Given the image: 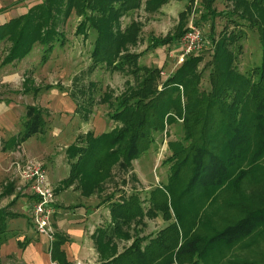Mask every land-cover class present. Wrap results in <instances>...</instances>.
<instances>
[{
	"label": "trees",
	"instance_id": "1",
	"mask_svg": "<svg viewBox=\"0 0 264 264\" xmlns=\"http://www.w3.org/2000/svg\"><path fill=\"white\" fill-rule=\"evenodd\" d=\"M169 1L146 0L145 9L152 12ZM213 1L204 0L202 19L219 15L212 8ZM231 1L245 10L264 4V0H252L249 4L246 0ZM140 6L141 0H41L25 14L0 25V43L11 44L1 64L21 60L36 43L45 47L42 58L45 62L54 42L62 40L58 24H63L74 13L81 17L76 35H85L87 30L96 34L91 51L92 64L87 73H92L100 64H105L110 72L120 73L126 72L122 67L124 63L134 66L130 74L135 84L114 98L110 119L119 126L99 136L88 132L85 145H71L66 149L70 161L66 183L76 182L81 193L87 196L98 192L112 179V174L107 175L109 166L124 173L130 171L131 163L153 142L152 133L164 131L165 125L176 119L181 121L183 142L189 145H180L179 152L172 155L170 160L181 159L171 166L167 185L153 189L149 196L163 219L171 222L154 238H147L143 246L146 239L135 238L107 264H171L174 260L177 264H255L236 263L227 256L239 242L255 232L264 231V206L248 208L237 204L242 217L222 229H217L206 213L219 193L237 195L245 179L256 172L264 159V21L253 16L246 19L247 26L258 29L262 48L260 66L246 75L232 68L235 55L229 47L238 37L232 32H221L209 64L210 89L204 94L199 91L201 72H196L199 57L185 58L158 87L162 80L158 67H136L140 54L121 55L126 44L137 43L141 26L130 23L121 31L117 21L126 11ZM3 12L5 10L0 9V14ZM236 13L233 10L231 16ZM185 18L186 12L181 13L174 32L160 38L150 36L147 49L178 44L187 30ZM78 92L81 94V90ZM68 96L76 106V113L86 122L93 106L92 97L80 103L75 91ZM102 102L109 100L102 99ZM44 125L43 110L26 106L21 132L11 137L4 149L7 145L9 148L20 146L40 134ZM169 148L173 151L174 145L170 143ZM13 190L10 184L3 195L10 196ZM17 197L18 194L12 201ZM139 202L137 195L131 194L121 203H112L111 223L102 237L106 244L114 237L119 238L124 226L135 224L144 215ZM19 217L22 214L10 212L7 207L0 209V246L13 236L8 221ZM29 242L24 238L18 242L19 248H25ZM63 242L54 236L49 249L52 260L59 261Z\"/></svg>",
	"mask_w": 264,
	"mask_h": 264
},
{
	"label": "rangeland",
	"instance_id": "2",
	"mask_svg": "<svg viewBox=\"0 0 264 264\" xmlns=\"http://www.w3.org/2000/svg\"><path fill=\"white\" fill-rule=\"evenodd\" d=\"M145 1L141 0L140 8L126 11L119 18V22L117 21V26L121 31L125 30L130 23H138L141 26L137 43L133 46L126 44L122 48L121 55L127 52L140 54L136 67H158L162 75L158 87L182 63L177 62L179 51L176 50V46L166 45L157 49H147L148 38L150 36L160 38L174 32L180 14L184 12H186V28L192 20L193 24L200 27L206 40L203 51L193 56L201 59L196 66V72H201L202 75L199 85L200 92L207 94L210 89L208 75L211 65L209 64L212 61L216 40L223 31L232 32L238 37L229 47L235 55V60L232 63L234 71L246 75L260 66L262 48L259 31L247 26L246 19L256 17L264 21V4L261 7L254 5L253 8L245 10L244 7L237 6L231 0H214L212 8L219 15L204 20L201 18L205 12L204 0H170L152 12L145 9ZM246 1L249 4L252 0ZM40 2L41 0H0V8L5 10L0 17V23L19 17ZM188 6L190 10L186 11ZM233 10L237 13L231 16ZM240 17L244 19H240ZM80 21L81 17L71 13L63 24H58L57 29L61 33L62 40L60 43L54 42V48L45 62L42 60L45 47L36 43L26 57L2 65V59L11 44L0 43V74L2 76H0V81L1 78H4L5 82L0 90V99H15L14 113L17 112L18 116H16L17 121H14V130L18 129L20 132L22 129L26 105L31 104L43 109L45 123L43 131L26 141L27 148L34 155H39L37 157H44V159L46 157L48 160L50 156L51 159L53 157H55L54 159L63 158L65 146L86 144V133L90 132L93 136H99L119 126V123L110 119L114 108V98L122 94L128 86L135 84L134 76L130 74L131 67L134 66L128 63H124L122 66L125 67V73L110 72L105 68V64H100L92 73H87V69L92 64L91 51L96 34L87 30L85 35H76L75 30ZM117 61L119 60L117 59ZM16 73L19 75L17 76ZM253 77L256 78L255 75ZM23 81L33 88L43 89L48 85L53 87L49 86L51 90H41L36 97L31 93L27 97L14 95L11 88H21ZM78 90H81V94ZM72 91L76 92L80 103H83L82 101L88 96L93 99L91 113L86 122L82 120L80 114L76 113V106L68 96ZM42 95L45 96L40 101ZM52 97H56V100H52L54 99ZM66 97L68 98L63 99ZM102 99L109 100V102H102ZM180 101L181 103L184 101L182 95ZM3 127L10 129L9 122L5 123ZM11 132H3L4 138L0 139L5 141L10 138ZM152 135L153 142L147 151L131 163V170L124 173L118 168L113 170L109 166L107 175L112 174V179L105 182L99 189V198L105 199L111 205L114 202L121 203L127 200L131 194L137 195L144 215L139 217L135 224L124 226L123 232L118 235L119 239L125 241L128 238L131 241L135 238L142 241L146 239L142 246L147 243V238H154L171 222V220L163 219L161 212L150 202L149 196L153 189H162L167 185L171 166L181 159V157H177L170 160L172 155L179 152L180 145L185 147L189 145V142H183L184 131L181 121L178 119L165 125L164 131L154 132ZM170 143L174 145L173 151L172 147L169 148ZM1 148L2 144H0V150ZM19 155L21 156L19 157ZM26 159L20 146L13 148L11 152H0V193L2 194L0 209L7 207L10 212L23 213L24 208L30 205L31 197L24 194V192L28 193L27 187L22 186L15 176L14 170L15 163ZM10 184L14 187L13 193H18V197L14 201H12V197L3 195ZM239 191L237 195H233L232 192H221L211 204L206 216L217 229H222L242 217L239 215L237 204L248 208L264 206V159L260 162L256 172L248 175ZM113 199H115L114 202ZM20 218H16L18 221L17 223L14 221L13 224L26 225L25 229L35 235L32 224L26 223ZM10 231L14 232V230ZM122 247L125 245H121L119 249L121 250ZM227 257L229 260L237 261L236 263L246 261L264 264V231L255 232L249 238L239 242ZM172 263L177 264L175 260Z\"/></svg>",
	"mask_w": 264,
	"mask_h": 264
},
{
	"label": "crops",
	"instance_id": "3",
	"mask_svg": "<svg viewBox=\"0 0 264 264\" xmlns=\"http://www.w3.org/2000/svg\"><path fill=\"white\" fill-rule=\"evenodd\" d=\"M3 13L0 14V17ZM191 22L192 20L187 26ZM4 23L6 22H2L0 25ZM175 46L177 47L176 50L179 51L178 44ZM16 75L18 76L19 74L16 73ZM3 79L4 78H1L0 81V90H2L1 88L5 84ZM49 86L53 87L52 85H48V87ZM29 87L30 85H27V83L23 81L21 88L13 87L11 89L14 95H24L25 97L30 93L36 97L41 90H48L46 89L48 87H44L43 89L33 88L32 86ZM34 89H36V91ZM58 90H60V88H58ZM43 96L45 95L40 96V101H42ZM52 98H54L52 100H56V97ZM67 98L68 97L63 99ZM14 101L15 99H0V138H4L3 132L12 131L10 133L11 137L19 134L18 129L14 130V121H17L16 116H18L16 115L17 112L14 113L16 109ZM26 106L34 105L30 104ZM7 122H9L10 129L3 127ZM10 138L5 141L0 139V144H2L0 152H11L13 150V147L9 148V145L4 149V144ZM26 141L20 144V147L24 151V155L27 159H35L42 163L46 171L48 182L54 192L55 212L52 217L54 228L53 238L54 236L59 237L61 240H64V242L59 248L61 253V256L58 257L59 261L52 260L49 252L51 246L49 239L43 235H38L35 230V235L29 233V231L25 229L26 225H14V221L17 223L18 219L9 220L8 229L14 230V232L13 236L8 238L7 241L0 246V264H107L112 256L121 253L124 250L123 248L130 246L132 243L130 238L125 241L114 237L112 240L108 241L107 244L103 241V231L106 230L111 223V204L105 199L102 198L101 200L99 198V191L87 196L81 193L76 182L72 184L66 183L70 173V161L67 158L66 150L63 158L54 159L55 157H53L51 159L50 156L48 160L46 157L44 159V157H37L39 155L31 153L30 149L26 146ZM69 146H65V148L67 149ZM16 148H19V146ZM20 156L21 155H19V157ZM17 194L18 193H13L10 197L13 199ZM24 194L30 196L29 192H24ZM1 196L2 194L0 193V198ZM32 199L31 197V202ZM114 200L115 199H113V202ZM29 207L30 205L26 206L23 213L14 212L22 214V217L19 218L26 223H31L28 218ZM18 225L19 227H17ZM24 238L30 240V242L26 244L25 248L20 249L18 242L22 241ZM121 245H125V247H122L120 250L119 247Z\"/></svg>",
	"mask_w": 264,
	"mask_h": 264
},
{
	"label": "built area",
	"instance_id": "4",
	"mask_svg": "<svg viewBox=\"0 0 264 264\" xmlns=\"http://www.w3.org/2000/svg\"><path fill=\"white\" fill-rule=\"evenodd\" d=\"M205 44L206 40L202 30L191 22L178 42L177 62L183 63L188 56H196L201 53ZM14 170L19 182L22 183V186L27 187L26 190L33 198L30 203L28 218L35 232L52 242L55 196L42 163L35 159H26L15 163Z\"/></svg>",
	"mask_w": 264,
	"mask_h": 264
}]
</instances>
